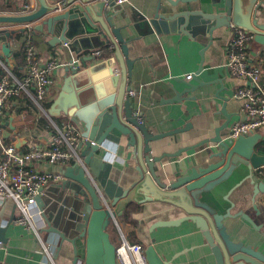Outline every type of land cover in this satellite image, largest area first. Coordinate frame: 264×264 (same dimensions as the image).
<instances>
[{
    "label": "crops",
    "instance_id": "crops-1",
    "mask_svg": "<svg viewBox=\"0 0 264 264\" xmlns=\"http://www.w3.org/2000/svg\"><path fill=\"white\" fill-rule=\"evenodd\" d=\"M117 2L122 4V7L116 12L111 9L108 14L113 16L114 27L122 26L121 33L128 40L129 58L134 60L132 75L130 79L128 77L131 88L126 92L125 99L128 97L132 100L135 113L138 112L141 115L143 122L153 132H168L190 125L183 132L156 140L154 154L159 155L163 152L175 154L182 148L213 138L216 128L229 119L228 127L221 132L223 137L227 138L231 125L247 118L242 99L234 96L236 89L246 86V82L233 76L226 65L227 47L234 34L233 28L229 26L216 29L212 40L208 26L201 22L200 15H190V22L186 27L188 32L181 29L183 18L181 20L179 18L175 20L155 19L160 4L162 7L159 12L168 16L170 12L202 8L201 2L209 6L215 5L213 0L180 2L176 7L171 6L168 0H118ZM27 3H30V11L38 7L36 0H0V14L23 13ZM217 5L222 7L220 3ZM35 24L27 25L31 28L26 32L27 38L29 32L31 34L38 59L45 63L55 58L62 63L55 72V84L51 88L50 101L52 102L62 85L69 51L62 44H51V35L33 29ZM8 28L14 31V37L10 40L14 47L18 44L15 37L26 33L21 32L26 30V25H10ZM110 45L109 42L100 48L109 55ZM248 56L249 62L262 66L260 82L264 87V51L254 39L250 42ZM114 68L120 73L118 65ZM188 74H193L191 79L186 78ZM196 77L210 84L198 89L196 93L187 91L182 101L175 100L178 92L189 88V83H197ZM120 83L121 79H118L116 90ZM92 84L99 86L97 93H100V96L98 95V98L104 95L108 97L110 83L107 85L106 78L97 82L93 81ZM130 92L135 94L130 95ZM195 95L196 98H193ZM17 101L19 105L14 107V104L7 111L4 132L8 129L7 122L12 118L11 121L20 135L28 139L27 144L24 145L26 148L32 141L42 142L47 139L51 131L50 124L46 122L43 125H37L35 107L25 103L22 97ZM90 107L93 110L91 119L86 122L88 128L103 108L101 102ZM19 108L24 109L17 117L14 111ZM10 113L12 115L9 116ZM57 120L61 123L70 121V118L63 114L57 117ZM21 125H24L22 130ZM104 129L105 126L100 128L98 136ZM257 132L261 136L257 141L256 150L264 155V127ZM8 141L13 140L8 138ZM84 148L85 146L81 151ZM217 148H220L218 143L209 141L188 149L179 156H166L161 162V167L165 169L163 175L166 179H172L184 174L192 166H200L202 160ZM134 166L133 150L127 145V135L114 129L101 145L100 151L90 160L87 173L97 187L101 198L110 201L113 197L121 195L131 186L132 182L138 179ZM41 167L53 172L62 170L60 165L53 163H44ZM78 167L76 166V169ZM249 174V168L240 165L230 177L209 189L196 193L194 199L196 204L214 212L225 213L228 208H231L232 212L244 210L249 213L255 223L261 225L260 231L240 216L228 217L224 219V223L234 239L243 240L245 243H251L254 247L264 250V191L259 192L254 199L255 184L264 182V165L254 169L252 177H248ZM57 184L58 182H51L45 188L46 191L58 190ZM53 193L58 195L60 192ZM55 200L54 197H50L46 202L44 208L46 216L43 215L44 226L39 228L37 233L26 230L23 225L14 221L17 209L13 203L0 202V225L7 228L8 238V241L0 246V264H47V262L49 264H72L73 246L65 241V245L56 257L60 238L57 233L48 231V228H51L50 221L52 226H58L60 223L59 206L53 210ZM231 202L234 204L233 208ZM133 203L139 211H133L129 217L122 219L121 216L126 208L118 217V232L110 233L116 246L120 242L122 233L128 240L131 238L139 241L144 251L148 246H153L166 264H217L202 230L193 220L184 219L178 224L151 229L157 221H171L184 217L186 211L183 208L157 200ZM83 249L81 247L80 251L83 252Z\"/></svg>",
    "mask_w": 264,
    "mask_h": 264
},
{
    "label": "water",
    "instance_id": "water-1",
    "mask_svg": "<svg viewBox=\"0 0 264 264\" xmlns=\"http://www.w3.org/2000/svg\"><path fill=\"white\" fill-rule=\"evenodd\" d=\"M38 7L32 11L18 14H0V61L13 70L16 67L14 47L10 40L14 31L10 25H30L36 23L33 29L41 30L51 35L50 43L62 44L69 51L68 64L65 66L64 78L58 95L52 101L47 112L56 119L67 115L78 130L88 136L82 155L85 165L100 151L101 145L114 129L127 135V145L132 147L135 169L138 179L124 192L113 197L110 201L103 200L88 176L84 166L68 165L61 171L64 179L58 182V195L44 189L37 197V204L46 216L45 206L50 197L56 200L53 210L59 206L58 226L50 227L48 231L59 235L60 243L57 254L62 250L65 241L73 246L74 257L72 264L82 260L85 264H118L116 259V244L110 235V225L118 222L127 206L133 202L145 203L153 200L179 206L186 211L182 218L171 221H157L151 229L158 226L178 224L184 219L193 220L202 230L206 242L210 245L217 264H264V250L254 247L251 243L236 240L228 231L224 219L242 217L256 230L261 225L256 224L253 217L244 210L232 212L228 208L225 213L214 212L196 204L195 195L209 189L230 177L240 165L249 168L252 177L253 170L264 165V155L256 150V144L261 136L258 132L240 135L235 139H227L221 134L228 127L229 119L216 128L213 138H208L178 150L175 154L163 152L154 154L156 140L170 137L188 129L176 128L168 132H153L139 121L138 112L135 113L133 102L126 97L131 88L128 77L132 75L134 60L129 58L128 40L121 33V27L113 26V16L109 10L115 12L122 7L118 0H36ZM191 0H168L171 6H178L180 2ZM220 3L222 7L217 4ZM28 4V3H27ZM213 4L201 2V7L191 11L170 12L168 16L161 14L159 9L155 19H182L181 29L187 31L190 15H200L201 22L208 26L210 38L213 32L222 27L235 25L253 34V39L264 51V0H213ZM30 5V3L28 4ZM209 8L205 9L204 7ZM220 8V9H219ZM220 10V11H218ZM193 22V21H191ZM188 32V31H187ZM110 42L111 53L95 54L93 51L106 46ZM118 65V70L114 66ZM102 78L107 79L110 86L108 97L98 98V87L92 84ZM121 79L119 88L115 86ZM197 83H189V88L178 92L175 100L182 101L184 93H196L210 82L196 77ZM108 86V87H109ZM115 89V91L113 90ZM196 98V95L193 96ZM101 102L103 106L90 128L86 126L91 119L92 107ZM124 106V107H123ZM229 118V117H227ZM12 118L7 122L8 129L4 132L6 139L11 138L14 145L21 149L28 139L21 136ZM102 126L104 131L98 136ZM89 131L86 133L85 131ZM92 141L96 143L93 144ZM209 141L218 143L220 148L211 151L200 166H192L186 173L175 178L166 179L165 169L161 162L166 156H179L182 152L198 147ZM184 170V169H181ZM264 191V182L255 184L254 199L259 192ZM228 199V196H226ZM194 203H193V202ZM194 204V205H193ZM257 208V205H255ZM231 207L234 204L231 202ZM48 223V225H49ZM6 227L0 225V246L8 241ZM82 243V244H81ZM83 247V252L80 248ZM145 256L149 264H166L158 256L153 246H148Z\"/></svg>",
    "mask_w": 264,
    "mask_h": 264
},
{
    "label": "built area",
    "instance_id": "built-area-1",
    "mask_svg": "<svg viewBox=\"0 0 264 264\" xmlns=\"http://www.w3.org/2000/svg\"><path fill=\"white\" fill-rule=\"evenodd\" d=\"M29 7L26 4L23 13L29 12ZM231 27L234 34L227 47L226 65L233 76L246 82V86L236 89L234 96L242 99L247 118L231 125L227 139L253 134L264 127V87L260 82L263 69L260 64L249 62L248 56L253 34L233 24ZM30 28L27 26L28 30ZM103 50L98 48L93 53L99 55ZM2 64L6 73L0 77V202L13 203L17 209L14 221L23 225L26 230L37 233L44 226L43 211L37 204V197L43 194L51 182H61L64 179L61 170L53 172L43 169L41 165L53 163L60 165L62 169L68 165H76L84 166L87 170L81 149L86 145L88 136L72 122L58 123L49 116L45 105L52 98L55 72L62 63L55 58L42 63L37 57L30 32L25 46L24 75L18 78L10 68ZM192 76L193 74H188L186 78L191 79ZM21 96H27L33 102L36 112L45 115L51 124L48 138L42 142H30L26 150L18 149L13 141L4 137L7 111L14 104V107L17 105V99ZM138 119L143 122L140 114ZM116 225L119 227L118 222ZM116 259L118 264H149L143 245L128 240L122 233L116 246ZM79 264L85 263L80 260Z\"/></svg>",
    "mask_w": 264,
    "mask_h": 264
},
{
    "label": "trees",
    "instance_id": "trees-1",
    "mask_svg": "<svg viewBox=\"0 0 264 264\" xmlns=\"http://www.w3.org/2000/svg\"><path fill=\"white\" fill-rule=\"evenodd\" d=\"M26 31H27V29L26 30H23L21 32H26ZM19 38H20V40H19ZM15 40L18 41V44L17 45H14L15 59H16V67L12 70V72H13V74L16 77L21 78L24 75L25 46H26V41H27V32L26 33H23L21 36L18 35L17 37H15ZM5 73H6V70H5L4 66L2 64H0V77L3 76ZM21 97L23 98V101L25 103H27L30 106L32 105L33 102L27 96H21ZM51 103H52L51 101L47 102L46 105H45L46 108H49L50 105H51ZM18 105H19V101L17 103V106ZM22 109H24V108H19V109L16 110V114H18L17 117H19L21 115V113L23 111ZM30 111H31V113L34 114V112H32V110H30ZM35 114H36L37 120H38V124L37 125H43L46 122L50 124L49 119L45 115L39 114L37 112ZM10 115H12V114L10 113ZM54 120L58 122L57 118L54 119ZM23 127H24V125H21L20 129L22 130ZM10 142H12V141H10ZM26 149H27L26 146H24L20 150H26ZM133 211H139V208L134 203H131L127 207L125 213L121 216V218L123 219V218L129 217V214L131 212H133ZM129 240L130 241L137 242V243H140L139 241H136L135 239H131L130 238Z\"/></svg>",
    "mask_w": 264,
    "mask_h": 264
},
{
    "label": "rangeland",
    "instance_id": "rangeland-1",
    "mask_svg": "<svg viewBox=\"0 0 264 264\" xmlns=\"http://www.w3.org/2000/svg\"><path fill=\"white\" fill-rule=\"evenodd\" d=\"M114 232H118V227H117V225H116V223H112V226H111V228H110V233H114Z\"/></svg>",
    "mask_w": 264,
    "mask_h": 264
}]
</instances>
